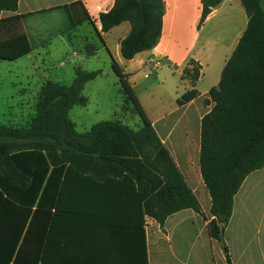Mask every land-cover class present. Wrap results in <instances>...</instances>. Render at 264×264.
Here are the masks:
<instances>
[{"label":"trees","instance_id":"1","mask_svg":"<svg viewBox=\"0 0 264 264\" xmlns=\"http://www.w3.org/2000/svg\"><path fill=\"white\" fill-rule=\"evenodd\" d=\"M220 1L200 0L197 27ZM239 3L246 24L220 70L217 84L207 92L205 101L211 106L199 123L198 171L212 216L206 225L207 234L215 240L221 239L218 226L222 231L227 224L232 198L242 180L264 163V0ZM16 9L17 0H0V60H16L31 51L22 31V16H1L2 12ZM162 14V0H113L107 11L98 14L99 31L127 22L129 31L119 40V54L128 60L156 44ZM67 17L68 31L82 21L92 23L87 17L75 21ZM91 50L86 46L87 54ZM108 56L122 109L128 107L137 114L138 128L110 119L91 125L85 132L75 131L68 111L73 106L86 105L81 94L83 85L100 73L79 68L74 69L68 84L48 79L41 83L34 115L27 124H0V264H36L35 243L41 232L34 221L43 206L42 193L52 188L60 196L70 177L128 182L141 225L144 216L162 225L167 216L177 211L200 212L196 198L157 138L125 75L109 53ZM182 74L193 84L199 65L188 60ZM195 95L194 89L188 90L176 99V104L183 105ZM140 264H146L142 235Z\"/></svg>","mask_w":264,"mask_h":264},{"label":"crops","instance_id":"2","mask_svg":"<svg viewBox=\"0 0 264 264\" xmlns=\"http://www.w3.org/2000/svg\"><path fill=\"white\" fill-rule=\"evenodd\" d=\"M162 1L161 32L156 44L128 60L119 54V40L127 35L129 24L121 22L106 32L99 31L98 14L107 11L113 0H17L15 12L1 13L2 17L22 16V31L31 47L29 54L39 45L31 40L32 19L58 12L72 21L87 17L92 23H81L89 24L92 32L91 42L82 38L85 56L90 58L105 50L107 63L110 54L200 208V212L177 211L167 216L162 225L144 216L141 225L128 182L70 177L60 196L52 188L42 193V210H38L34 221L41 232L35 243L36 264H140L141 235L146 264H264V163L239 185L220 240L207 234L206 225L212 216L198 171L199 123L211 106L205 101L207 92L217 84L220 70L245 27L246 15L239 0H230L235 10L229 23L233 33L212 39L201 35L202 29L229 5L228 0H221L198 27L200 0ZM110 35L112 41L108 40ZM71 43L69 35L66 39L60 37V48ZM86 46H91L90 54ZM70 54L74 56L75 52ZM188 60L199 65L193 84L182 74ZM150 75L154 84L146 86L144 81ZM191 89L196 95L178 106L176 99ZM182 119L183 131L178 140L183 145V162L179 164L169 143ZM39 194L40 190L35 203Z\"/></svg>","mask_w":264,"mask_h":264},{"label":"rangeland","instance_id":"3","mask_svg":"<svg viewBox=\"0 0 264 264\" xmlns=\"http://www.w3.org/2000/svg\"><path fill=\"white\" fill-rule=\"evenodd\" d=\"M228 4L204 25L201 35L214 39L232 32L229 23L235 10L230 0ZM50 15L32 19L31 40L39 42L35 51L16 60H0V124L10 127L27 124L34 115V104L41 83L48 79L68 84L73 77V68H79L86 71L99 70L100 74L83 85L81 94L87 100L86 105L73 106L68 111L75 131L85 132L91 125L110 119L120 120L132 129L137 128L140 124L137 114H133L128 107L122 109V97L118 92L117 79L110 68L109 57L107 63L104 61L105 50L90 58L84 54L82 38L87 37V41L91 42V26L83 22L75 30L68 31L66 26L69 19L65 13ZM68 35L72 42L70 50L67 44L60 48V37L66 39ZM112 39L111 35L108 36L109 41ZM71 51L75 52L74 56L70 54ZM144 83L146 86L153 85V77L150 75ZM181 131L183 119L174 128L169 143L179 164L183 162V145L178 140Z\"/></svg>","mask_w":264,"mask_h":264},{"label":"water","instance_id":"4","mask_svg":"<svg viewBox=\"0 0 264 264\" xmlns=\"http://www.w3.org/2000/svg\"><path fill=\"white\" fill-rule=\"evenodd\" d=\"M218 229H219V232H221V226L220 225L218 226Z\"/></svg>","mask_w":264,"mask_h":264}]
</instances>
